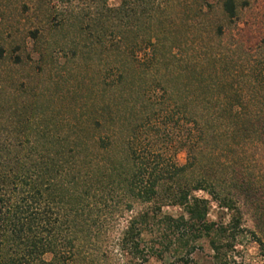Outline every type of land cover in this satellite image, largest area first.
<instances>
[{"label": "trees", "instance_id": "1", "mask_svg": "<svg viewBox=\"0 0 264 264\" xmlns=\"http://www.w3.org/2000/svg\"><path fill=\"white\" fill-rule=\"evenodd\" d=\"M91 2L93 13L71 9L56 19L58 32L100 37L103 25L116 30L111 42L121 63L103 75L107 101L90 103L96 135L85 137L76 118L64 150L40 123L0 130V264H188L204 243L211 264H244L236 256L246 238L264 264V72L247 95L231 89L223 101L211 84L197 95L189 85L170 90L162 70L181 61L161 54L153 22L167 12L166 1ZM221 7L235 16L234 0ZM31 38L36 42L37 33ZM158 89L169 102L161 112L171 121L179 116L169 148H159L152 131ZM249 196L262 213L254 230L243 225L239 201ZM211 203L223 218L208 219Z\"/></svg>", "mask_w": 264, "mask_h": 264}, {"label": "rangeland", "instance_id": "2", "mask_svg": "<svg viewBox=\"0 0 264 264\" xmlns=\"http://www.w3.org/2000/svg\"><path fill=\"white\" fill-rule=\"evenodd\" d=\"M164 1L167 12L162 20L153 21L156 35L163 39L160 52L165 57L173 53L181 61L168 71L162 70L166 72L170 90L189 85L190 93L197 95L204 92L205 84H211L214 94L220 96L218 100L223 101L231 89L247 95L250 88L257 86L255 76L264 72V0H234L236 14L231 19L224 15L221 0ZM106 2L115 7L119 0ZM96 7L91 0H0V46L4 49L0 57V130L9 123L18 130L25 122L40 123L48 127L55 140L64 141L63 147L60 145L64 150L70 147L76 118L82 119L85 137L96 135L90 129L93 119L90 103L102 105L107 101L100 92L103 75L107 68L121 63L116 43L111 42L116 30L103 25L99 28L103 34L100 37L88 31L82 35L70 30L58 32L56 19L58 14L71 9H84L86 16ZM31 33H37L36 42ZM157 91L149 110L152 131L156 145L169 148L175 139L173 134L179 131V116L171 121L161 112L169 102L161 90ZM174 98L180 103L179 92ZM9 127L3 131L11 132ZM173 151L175 161L183 165L184 151L178 144ZM198 195L205 197L203 193ZM239 201L243 225L254 230L257 215L264 207L256 211L255 196ZM259 203L264 205V198ZM163 211L172 216L180 213L176 208ZM219 218L223 215L211 203L208 219ZM237 250V261L263 264L251 239H242ZM148 264L164 263L150 260ZM188 264H211V251L206 243Z\"/></svg>", "mask_w": 264, "mask_h": 264}]
</instances>
